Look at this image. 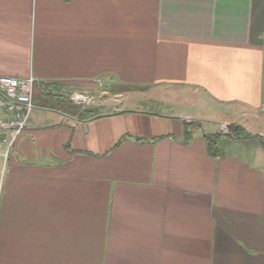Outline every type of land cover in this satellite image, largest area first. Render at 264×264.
Masks as SVG:
<instances>
[{"label":"crops","instance_id":"0c3cea01","mask_svg":"<svg viewBox=\"0 0 264 264\" xmlns=\"http://www.w3.org/2000/svg\"><path fill=\"white\" fill-rule=\"evenodd\" d=\"M0 74L111 95L27 123L0 264H264V0H0Z\"/></svg>","mask_w":264,"mask_h":264},{"label":"built area","instance_id":"2783aa9c","mask_svg":"<svg viewBox=\"0 0 264 264\" xmlns=\"http://www.w3.org/2000/svg\"><path fill=\"white\" fill-rule=\"evenodd\" d=\"M99 86L103 83L97 81ZM35 78L15 77L0 74V155L8 159L17 136L25 129L33 106ZM64 97L73 99L78 105L90 106L96 103L95 97L85 91H61Z\"/></svg>","mask_w":264,"mask_h":264},{"label":"rangeland","instance_id":"374dc122","mask_svg":"<svg viewBox=\"0 0 264 264\" xmlns=\"http://www.w3.org/2000/svg\"><path fill=\"white\" fill-rule=\"evenodd\" d=\"M64 92L67 91L68 94H70L71 92L73 91H82L80 89H69V90H63ZM85 91V90H83ZM102 93L100 94H92L97 100L99 99L101 101L104 100V97H111V95L106 91V90H101ZM88 92L90 93V91L88 90ZM91 94V93H90ZM33 106H32V109L30 111V115H29V118H28V124L31 122V120L34 118V117H40L42 119H44L47 114L51 113V110L49 109V102H56L57 100H61V101H66L62 95V93H56L55 94L53 93V91H49V90H46L44 93H42V91L34 86V89H33ZM54 95H56L58 98H56ZM27 124V125H28ZM228 126V125H226ZM225 126V127H226ZM224 127V129H225ZM23 131L17 136L12 148L10 149V153H9V156H8V159L4 161L3 157L0 155V184H1V181L3 179V177H5V168L7 167V165H9L10 163V160H11V157L14 153H16L15 151V147L17 145V142L19 140V138L21 137Z\"/></svg>","mask_w":264,"mask_h":264},{"label":"trees","instance_id":"16d2710c","mask_svg":"<svg viewBox=\"0 0 264 264\" xmlns=\"http://www.w3.org/2000/svg\"><path fill=\"white\" fill-rule=\"evenodd\" d=\"M243 131L240 127L234 124H229L228 126L225 127L221 132L216 133V134H211V135H206V140H207V146H208V151L211 155H216L218 148H217V143L218 140L220 139L221 136L226 135L229 136L230 138L236 139L239 138L242 134ZM185 136L189 137V133L185 130Z\"/></svg>","mask_w":264,"mask_h":264}]
</instances>
